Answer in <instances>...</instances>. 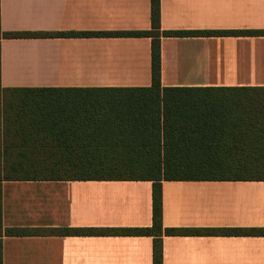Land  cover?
<instances>
[{"label":"crops","instance_id":"obj_1","mask_svg":"<svg viewBox=\"0 0 264 264\" xmlns=\"http://www.w3.org/2000/svg\"><path fill=\"white\" fill-rule=\"evenodd\" d=\"M161 30H264V0H159ZM1 32L150 30V0H0ZM149 37L0 38L2 87H149ZM161 87H264V35L162 37ZM152 183L10 180L2 264H152ZM163 228H264V180H163ZM162 264H264V236L163 235Z\"/></svg>","mask_w":264,"mask_h":264},{"label":"trees","instance_id":"obj_2","mask_svg":"<svg viewBox=\"0 0 264 264\" xmlns=\"http://www.w3.org/2000/svg\"><path fill=\"white\" fill-rule=\"evenodd\" d=\"M150 0V30L0 38L149 37V87H2L0 84V264L2 236L40 229L2 226L1 185L10 180H134L152 183V224L86 228L84 235L152 237L162 264L163 235L264 236V228H163V180H264V87H161L162 37L260 36L264 30H161Z\"/></svg>","mask_w":264,"mask_h":264}]
</instances>
